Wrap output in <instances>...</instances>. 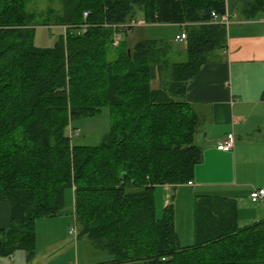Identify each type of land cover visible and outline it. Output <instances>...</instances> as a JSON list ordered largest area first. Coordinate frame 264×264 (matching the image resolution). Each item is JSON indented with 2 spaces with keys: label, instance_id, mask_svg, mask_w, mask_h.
<instances>
[{
  "label": "trees",
  "instance_id": "1",
  "mask_svg": "<svg viewBox=\"0 0 264 264\" xmlns=\"http://www.w3.org/2000/svg\"><path fill=\"white\" fill-rule=\"evenodd\" d=\"M36 1L0 0V258L21 251L31 262L36 222L62 215L72 193L74 231L107 259L97 264H264V220L239 227L232 199L195 197L190 246L172 205L155 211V189L188 184L202 162L185 92L227 47L225 0H57L44 13L30 9ZM263 12L264 0H251L242 15ZM140 16L184 27L185 59L158 39L129 44ZM37 28L59 31L52 47L35 46ZM104 107L101 143H73V123Z\"/></svg>",
  "mask_w": 264,
  "mask_h": 264
},
{
  "label": "crops",
  "instance_id": "2",
  "mask_svg": "<svg viewBox=\"0 0 264 264\" xmlns=\"http://www.w3.org/2000/svg\"><path fill=\"white\" fill-rule=\"evenodd\" d=\"M250 1L225 0L227 47L200 68L185 92V101L195 109L201 123L195 144L202 150V162L195 166L191 184L155 189L156 197L165 200L176 196L192 205L196 196L232 199L239 227L264 220V201L253 203L249 198L252 192L264 190V12L246 20L242 12ZM182 31L184 27L174 41H179L176 36ZM139 32L147 38L144 31ZM171 49L173 59H185V47L182 51ZM150 84L153 89L160 85L155 67L150 71ZM229 135L234 138L232 150L218 151L216 144ZM182 189L191 190L192 196H186ZM163 202L162 208L172 205ZM173 208L176 210L177 205ZM7 223L8 206L0 203V229ZM17 253L0 258V264H45L36 255L27 262L24 252Z\"/></svg>",
  "mask_w": 264,
  "mask_h": 264
},
{
  "label": "rangeland",
  "instance_id": "3",
  "mask_svg": "<svg viewBox=\"0 0 264 264\" xmlns=\"http://www.w3.org/2000/svg\"><path fill=\"white\" fill-rule=\"evenodd\" d=\"M49 8L57 10L59 4L57 0H38L30 9L37 11L38 13H44ZM134 24V34H130L128 37L130 43L141 38V32L146 33L148 39H158L164 42L170 43V45L177 51H182L185 46V42L174 41L175 34H179L180 28L176 26L165 25H148L144 22L143 18L138 17ZM228 24L225 25L227 27ZM149 26L145 30L139 29V27ZM137 32V33H136ZM59 34L58 30H48L46 28H37L35 30L34 44L40 48H50L54 45L56 36ZM171 47V48H172ZM110 126L109 112L106 107L102 108L100 113L91 118H83L73 123V127L78 129L68 130L67 134L73 137L72 141L76 144H83L87 146H96L101 143L103 137L108 133ZM191 190L182 189V193L186 196H192ZM155 196V211L158 217L161 216L163 207V201H168L177 208L174 210V221L179 238V242L182 246H190L194 242L193 237V225L194 214L191 202H188L183 198L177 199L174 196L172 199L165 198L163 196ZM177 199V201H176ZM74 217H73V197L72 193H67L65 197L64 212L59 217L50 219L38 220V235L36 238V256L37 260H43L45 264H97L104 260H107L101 253L95 251L90 245L87 238L78 236L77 228L75 233L70 234L69 231L74 229ZM242 222V221H241ZM253 223V222H251ZM241 226L244 225L240 224ZM252 225V224H251ZM21 252V251H16ZM18 254V253H17ZM128 264H142L141 262H133Z\"/></svg>",
  "mask_w": 264,
  "mask_h": 264
},
{
  "label": "built area",
  "instance_id": "4",
  "mask_svg": "<svg viewBox=\"0 0 264 264\" xmlns=\"http://www.w3.org/2000/svg\"><path fill=\"white\" fill-rule=\"evenodd\" d=\"M87 14L88 13H84L83 17L85 18L87 16ZM215 17L216 16H214V18ZM135 22H137V21H135ZM135 22L133 23V25L135 24ZM218 23L226 25V24H228V20L225 16H223V17H221V19ZM185 39H186V37H185L184 33H182L180 36L176 37V40H179V41H183ZM118 41H119V37H116L115 45L117 44ZM233 143H234V138L232 135H229L224 140H222L216 144V149L218 151H222V152L231 151L233 148ZM190 184H191V182H188V185H190ZM249 198H250L251 202H253V203L264 201V190H257V191L252 192L250 194ZM69 233L70 234L75 233L74 229L70 230Z\"/></svg>",
  "mask_w": 264,
  "mask_h": 264
}]
</instances>
